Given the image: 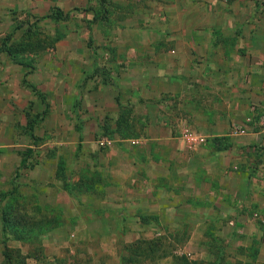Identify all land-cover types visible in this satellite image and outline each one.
Segmentation results:
<instances>
[{
  "label": "crops",
  "instance_id": "0c3cea01",
  "mask_svg": "<svg viewBox=\"0 0 264 264\" xmlns=\"http://www.w3.org/2000/svg\"><path fill=\"white\" fill-rule=\"evenodd\" d=\"M155 2L143 10L156 17L139 19L148 27L124 23L101 41L122 93L104 104L125 107L128 143L111 149L107 195L85 215L101 223L84 233L112 236L104 248L118 263L117 235L160 237L172 254L159 264H211L217 253L218 264H264V0ZM185 129L205 141L188 145Z\"/></svg>",
  "mask_w": 264,
  "mask_h": 264
},
{
  "label": "rangeland",
  "instance_id": "374dc122",
  "mask_svg": "<svg viewBox=\"0 0 264 264\" xmlns=\"http://www.w3.org/2000/svg\"><path fill=\"white\" fill-rule=\"evenodd\" d=\"M155 3L0 0V38L13 32L10 41H20L27 28L33 29L37 37H57L53 45L39 52L26 51L17 56V61L0 51V194L13 191L15 199L0 196V214L8 202L18 201L32 223L38 218L58 217L59 224L41 232L39 242H34L41 243L48 264H93L95 260L97 264H119L116 253L112 257L105 249L111 246L112 236L85 235L83 230L99 227L101 222L85 220L91 209L87 203L100 205L105 194L102 184L107 178L103 173H107L111 149L121 150L128 143L119 137L124 131L110 134L116 127L117 114L124 112L125 107L117 104L109 108L104 104L103 99L111 93L117 100L122 93L110 69V47L101 41L111 35H124V23L148 27L139 19L145 13L143 9ZM57 8L62 11V18L44 17ZM156 11L152 8L145 13L147 22L156 17ZM17 24L21 26L15 29ZM135 32L129 28L126 33ZM82 54L85 61L79 59ZM88 100L93 101L87 105ZM94 102L99 108L93 107ZM140 126L136 124L137 128ZM137 145L129 142L126 147ZM68 181L75 184L74 195L64 188ZM107 223L113 225L115 220ZM124 238L114 237L117 247L125 244ZM33 246L5 236L0 219V264H8L5 250L13 254L19 250L26 255ZM56 255L64 260L57 263ZM35 263L26 258V264Z\"/></svg>",
  "mask_w": 264,
  "mask_h": 264
},
{
  "label": "trees",
  "instance_id": "16d2710c",
  "mask_svg": "<svg viewBox=\"0 0 264 264\" xmlns=\"http://www.w3.org/2000/svg\"><path fill=\"white\" fill-rule=\"evenodd\" d=\"M106 13V12H105ZM105 13H103V18H105ZM64 15L60 9H55V11L50 14H46L44 17L53 18L58 20L62 18ZM107 20V18H106ZM105 20V21H106ZM21 24H17L15 29L19 28ZM13 33V32H12ZM7 34L5 37L0 38V51L5 52L11 59L17 61V56L23 54L26 51L39 52L41 50L46 49L49 45H53L54 41L57 40L55 38L49 37H37L31 28H27L25 30V37H22L20 41H10L11 34ZM10 42V43H9ZM34 90V89H33ZM35 91V90H34ZM117 123L115 124V129L110 130V134L122 133L124 131V135H119L120 138H125L127 133L125 132L126 127L124 123V116L121 113L118 117ZM119 131V132H118ZM82 135H79V140H81ZM225 139L224 137H221ZM215 138L216 140L221 139ZM25 160H21V164L24 165ZM74 183L67 182L64 185V188L67 192L76 193L74 188ZM14 192H4L0 194V196H6L9 200L14 199ZM13 201L8 202L2 209L0 214L1 219V231L5 236H11L13 239L20 241H28L31 244H34L33 248L26 254L23 255L19 250H14L13 254L9 250L4 251V256L7 258L8 264H26V258H35L41 262V264H48L46 261V257L44 255V249L41 243L39 242V234L41 232H46V230H50L55 225L59 224L58 217H50V218H38L39 221H35L34 223L30 222L26 213L24 212L23 206H18V201L13 204ZM37 219V218H36ZM52 223V225H50ZM50 225V226H49ZM47 226V229L46 227ZM171 247V246H170ZM169 246L164 245L162 239L160 237L153 238H144L139 237L138 239L125 243L121 247L119 264H159L157 262L158 259L163 258L169 254H172ZM13 255H12V254ZM216 254V253H214ZM221 256L216 254L217 260H219ZM64 259H57V263H61ZM215 260L211 264H218V261ZM188 259L186 257H182L179 259V264H188ZM194 264H197L194 262ZM198 264H206L205 262H201Z\"/></svg>",
  "mask_w": 264,
  "mask_h": 264
},
{
  "label": "built area",
  "instance_id": "2783aa9c",
  "mask_svg": "<svg viewBox=\"0 0 264 264\" xmlns=\"http://www.w3.org/2000/svg\"><path fill=\"white\" fill-rule=\"evenodd\" d=\"M181 137L187 142L188 145L200 144L205 141V137L203 135L195 134L191 131H188L187 129L182 131ZM132 143H135V141H132Z\"/></svg>",
  "mask_w": 264,
  "mask_h": 264
}]
</instances>
